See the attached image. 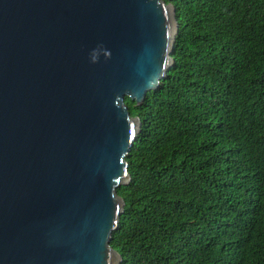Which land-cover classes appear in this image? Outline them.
<instances>
[{
    "label": "water",
    "instance_id": "obj_1",
    "mask_svg": "<svg viewBox=\"0 0 264 264\" xmlns=\"http://www.w3.org/2000/svg\"><path fill=\"white\" fill-rule=\"evenodd\" d=\"M172 0H0V264H118L141 104L173 63Z\"/></svg>",
    "mask_w": 264,
    "mask_h": 264
},
{
    "label": "trees",
    "instance_id": "obj_2",
    "mask_svg": "<svg viewBox=\"0 0 264 264\" xmlns=\"http://www.w3.org/2000/svg\"><path fill=\"white\" fill-rule=\"evenodd\" d=\"M172 65L141 104L118 264H264V0H173Z\"/></svg>",
    "mask_w": 264,
    "mask_h": 264
},
{
    "label": "clouds",
    "instance_id": "obj_3",
    "mask_svg": "<svg viewBox=\"0 0 264 264\" xmlns=\"http://www.w3.org/2000/svg\"><path fill=\"white\" fill-rule=\"evenodd\" d=\"M166 1H167V0H166ZM172 1H173V0H172ZM172 1H171V2H172ZM174 5H175V4H174ZM175 7H176V6H175ZM176 17H177V15H176ZM177 21H178V20H177ZM171 65H172V64H171ZM171 65H170V66H171ZM170 66H169V67H170ZM169 67H168V68H169ZM168 68H167V69H168ZM166 71H167V70H166ZM139 119H140V118H139ZM140 123H141V122H140ZM139 127H140V125H139ZM118 253H119V252H118ZM119 255H120V254H119ZM120 257H121V255H120ZM120 261H121V260H120ZM119 263H120V262H119Z\"/></svg>",
    "mask_w": 264,
    "mask_h": 264
}]
</instances>
